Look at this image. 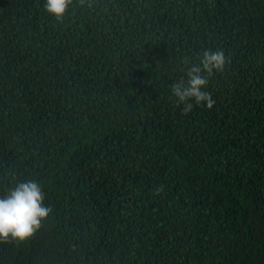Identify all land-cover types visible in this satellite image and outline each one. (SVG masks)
I'll use <instances>...</instances> for the list:
<instances>
[{
	"label": "trees",
	"instance_id": "obj_1",
	"mask_svg": "<svg viewBox=\"0 0 264 264\" xmlns=\"http://www.w3.org/2000/svg\"><path fill=\"white\" fill-rule=\"evenodd\" d=\"M0 0V198L53 211L0 264H264V0ZM231 62L170 85L203 50Z\"/></svg>",
	"mask_w": 264,
	"mask_h": 264
},
{
	"label": "clouds",
	"instance_id": "obj_2",
	"mask_svg": "<svg viewBox=\"0 0 264 264\" xmlns=\"http://www.w3.org/2000/svg\"><path fill=\"white\" fill-rule=\"evenodd\" d=\"M73 0H46L47 13L53 15L58 22H63L69 12ZM80 7L92 8L94 0H78ZM199 63L190 65L183 77L170 85L171 93L177 98L178 105L183 104L182 114H188L196 105H206L211 109L216 103L212 94L204 89L215 72H223L231 62L223 50L205 49L199 57ZM45 194L40 184L34 181L20 182L9 193L0 198V243L25 242L33 238L43 226L44 220L53 209L44 204Z\"/></svg>",
	"mask_w": 264,
	"mask_h": 264
}]
</instances>
